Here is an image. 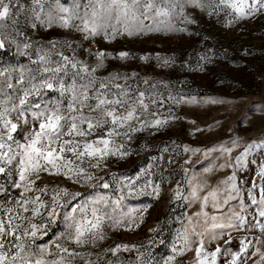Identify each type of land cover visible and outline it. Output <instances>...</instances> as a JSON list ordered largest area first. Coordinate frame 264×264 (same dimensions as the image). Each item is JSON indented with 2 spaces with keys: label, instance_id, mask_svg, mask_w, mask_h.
<instances>
[{
  "label": "rangeland",
  "instance_id": "374dc122",
  "mask_svg": "<svg viewBox=\"0 0 264 264\" xmlns=\"http://www.w3.org/2000/svg\"><path fill=\"white\" fill-rule=\"evenodd\" d=\"M89 2L59 0L66 7L78 3L81 14ZM156 2L162 5L167 4L168 0ZM4 3L9 4L10 10L9 16L0 20V38L5 39V47L0 48V68H35L29 56L36 59L35 51L41 47L47 48L50 41H57L59 45L67 41L72 47H62L64 54L71 57L75 50L76 58L91 66H95L97 60L95 56L88 55V49L111 53L104 59L103 67L95 73L97 81L107 82L118 74L116 82L126 85L133 95L143 91L146 98L157 101L150 104L152 112L158 113L160 117L180 118L160 128L134 132L130 140L119 138L131 155L122 160L111 157L103 170H92L98 179L91 185L85 187L60 179L61 187L78 191L81 196L64 207H58V215L51 222L44 218L46 230L35 241L33 250L38 253L39 247L47 245L51 255L45 258L59 259L55 248V244L59 243L70 252L77 253L71 257V264H163L165 259L173 255L174 246H183L181 234L185 228L191 231L189 218H192L196 231L204 235L207 251H214L217 244L222 249L239 251L240 239L247 236L251 244L244 264H264V234L257 228L239 232L231 230L230 236L225 234L222 239H210L214 231L211 229V216L230 215V208L239 210V199L230 201L227 206L223 205L226 185L222 181L230 175H236L239 197L244 201L249 220L257 209V205L251 203L249 192L259 201L260 190L264 187V178L258 175L260 165L264 164V147H255L256 144L264 143V12L241 19L227 28L224 25L228 16L224 12L209 17L188 9L195 16L196 24L184 25L177 17L170 21L176 28L186 27L185 32L165 30L169 21L161 17L156 21L161 31L132 37L118 35L111 42L98 36L88 42L75 30L40 25L35 20L39 7L33 0H4ZM40 3L44 5L42 15L56 6V0H40ZM34 8L36 12H33ZM32 23H37V27L32 28ZM145 23L153 25L152 20ZM17 42L21 50L24 43L31 45L27 50L28 55L20 54ZM120 52L130 55L121 60L118 58ZM145 56L149 57L147 61L141 59ZM202 56L207 59L202 60ZM53 58L59 59L57 56ZM163 58H169L172 62L162 66ZM96 86L99 87V84ZM178 98H183L182 102L174 103ZM193 98L192 103L183 102ZM145 118H148L147 114ZM189 121H195V124ZM16 138L23 142L21 136L17 135ZM233 141L237 142L236 145H233ZM249 144L253 147L246 159L236 163V157ZM185 146L200 151L195 155L185 153ZM225 148L233 149L230 155L224 151ZM189 158L193 163L185 164ZM226 161L228 166L221 168L220 165ZM149 168V174L141 176L143 170ZM209 168L213 170L205 172ZM138 176H141L139 181L136 179ZM17 178L0 173V188L6 187L10 197L18 194V190L12 187L13 179ZM58 179L44 174L43 181L38 182L40 186L48 184L50 191L42 197L46 202L50 200L51 189L56 187ZM190 179L193 184L199 182L203 186L201 196L213 190L219 191V211L212 207L210 197L204 209L208 217L195 216L196 212L201 211L202 201L191 198ZM146 180L161 185L159 198L153 194L151 186L144 187ZM103 182L109 183L110 187L103 188ZM130 182H135L134 189L125 187ZM178 186L183 197L188 199L175 198L174 190ZM100 196L108 198L109 214H112V203L119 200L116 209L118 218L121 214L131 212L138 220L143 214V223L139 227L129 223L127 227L121 225L114 228L110 222H106L105 239L94 245L89 243L77 247L66 236L61 237V233L66 231L64 214L70 212L76 203ZM4 199L0 196V202ZM145 207H148V211L142 213ZM205 219L207 224L204 223ZM256 219L261 218L257 215ZM37 222H40V218H37ZM118 245H127L128 248L125 250L120 247L118 251H113ZM257 248L260 249L258 253ZM64 255L67 260V254ZM177 260L179 264H194V252L187 251ZM218 264H226V258L220 256Z\"/></svg>",
  "mask_w": 264,
  "mask_h": 264
},
{
  "label": "snow or ice",
  "instance_id": "6c2138e0",
  "mask_svg": "<svg viewBox=\"0 0 264 264\" xmlns=\"http://www.w3.org/2000/svg\"><path fill=\"white\" fill-rule=\"evenodd\" d=\"M33 3L39 7L35 20L40 25L75 30L88 42L98 36L111 42L118 35L132 37L161 31L160 25L156 23L161 17L169 21L165 30L185 32L186 27L176 28L170 21L177 17L184 25L196 24L195 16L188 9L209 17L219 16L224 12L228 16L224 25L227 28L241 19L264 12V0H168L167 4L162 5L157 4L156 0H90L82 14L78 3L66 7L56 0L55 8L44 15V5L40 0H33ZM9 10V4L0 0V20L9 16ZM33 12H36L35 8ZM147 20H152L154 26L146 24ZM31 27L36 28L37 23H32ZM4 47L5 39L0 38V48ZM30 47L29 43H24L21 50V45L17 42V49L22 55H28ZM62 47L71 48L72 45L67 41L63 45L50 41L47 48L37 49L36 59L29 56L30 63L35 68H0V96H3L0 99V173L18 177L12 182V187L18 190L17 195L10 197L6 187L0 188V196L5 198L0 202V264H71V257L77 253L70 252L59 243L55 244L59 259L45 258L51 255L47 245L39 247L38 253L33 250L35 241L46 230L44 218L51 222L58 215V207H64L81 196L78 191L61 187L59 180L85 187L91 185L98 179L92 170H103L111 157L122 160L131 155L119 138L130 140L134 132L145 128H160L180 119L178 116L160 117L158 113L152 112L150 104L157 101L146 98L143 91L133 95L126 85L116 82L118 74L110 77L107 82L97 81L95 73L103 67L104 59L111 56V53L88 49V55L95 56L97 60L96 65L91 66L86 61L77 59L75 50L73 56L65 55ZM129 55L128 52H120L118 58L124 60ZM54 56L59 59H54ZM141 59L147 61L149 57ZM201 59L206 60L207 57L202 56ZM171 62L169 58H163L162 66ZM97 83L99 87L96 86ZM182 100L183 98L175 99L174 103L180 104ZM183 102L192 103L194 98ZM145 114L148 118H145ZM189 122L195 124V121ZM17 135L22 137L23 142L16 138ZM232 143L236 145L237 142ZM252 147V144L247 145L243 153L236 157V163L245 160ZM255 147L262 148L264 143L256 144ZM199 151L200 149L184 147L185 153L195 155ZM224 151L230 155L233 149L225 148ZM192 163L190 158L185 160V164ZM226 166L227 161L220 165L221 168ZM212 170L205 169V172ZM149 172L150 168L145 169L141 176H147ZM44 174L59 178L56 187L51 189L52 194L47 202L42 197L47 196L50 191L48 184L40 186L38 183L43 181ZM258 175L264 178V164L260 165ZM141 176L136 178L137 181ZM188 183L191 186V198L202 201L201 211L195 213L196 217H208L204 209L208 206L210 197L212 207L220 210L218 190L201 196L203 186L199 182L193 184L192 179ZM222 183L226 185L223 205L227 206L230 201L239 199V210L230 208V215L211 216V229L214 231L210 239L219 240L225 234L230 236L231 230L239 232L257 228L264 234V187L260 190L259 201L249 192L251 203L257 205L255 215L249 220L244 201L239 197L236 175H230ZM149 186L159 198L161 185L146 180L144 187ZM102 187L108 189L110 185L103 182ZM125 187L134 189L135 182H130ZM174 196L177 199H188L183 197L179 186L174 190ZM119 203V200L112 203V214L107 212L110 204L108 198L103 196L76 203L70 212L64 214L66 231L61 233V237L66 236L70 243L80 247L104 240L106 222H110V226L114 228L121 225L127 227L129 223L139 227L143 223V214L138 220L131 212L121 214L118 218L116 209ZM147 211L148 207H145L142 213ZM257 215L261 219H256ZM37 218H40L39 223ZM204 223L207 224V219ZM189 224L192 225L191 231L185 228L181 234L183 246H174L173 255L165 259L163 264H179L177 257L185 255L187 251L194 252V264H218L220 256L226 258V264H244L251 244L247 236L240 239L239 251L222 249L219 244L214 251H207L204 235L196 231L192 218H189ZM120 247L125 250L128 248L127 245H118L113 251H118ZM256 252H260V249L257 248ZM64 254H67V260Z\"/></svg>",
  "mask_w": 264,
  "mask_h": 264
}]
</instances>
